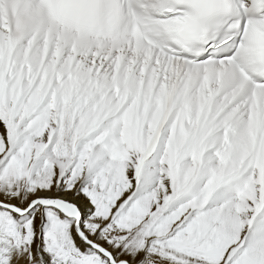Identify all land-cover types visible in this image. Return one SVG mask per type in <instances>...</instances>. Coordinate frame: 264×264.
Listing matches in <instances>:
<instances>
[{
	"label": "snow or ice",
	"instance_id": "obj_1",
	"mask_svg": "<svg viewBox=\"0 0 264 264\" xmlns=\"http://www.w3.org/2000/svg\"><path fill=\"white\" fill-rule=\"evenodd\" d=\"M0 264H264V0H0Z\"/></svg>",
	"mask_w": 264,
	"mask_h": 264
}]
</instances>
